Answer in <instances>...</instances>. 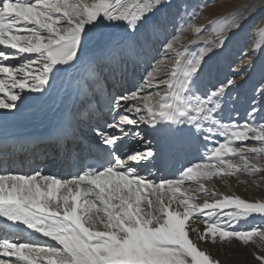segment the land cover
I'll return each mask as SVG.
<instances>
[{
  "label": "snow or ice",
  "instance_id": "snow-or-ice-1",
  "mask_svg": "<svg viewBox=\"0 0 264 264\" xmlns=\"http://www.w3.org/2000/svg\"><path fill=\"white\" fill-rule=\"evenodd\" d=\"M170 4L0 0V120L15 116L26 99L38 98L33 93L45 95L61 73L77 68L83 69L78 93L100 112L113 114L92 128L88 153L94 163L86 165L81 158L71 179L39 170L15 173L14 154L4 150L8 168L0 170V264H219L200 243L214 245L218 239L230 245L234 238L245 246L258 240L264 247V226L239 227L256 215L264 219V200L208 192L200 182L241 172L264 174V81L242 124L238 112L226 115L239 85L232 78L212 82L214 58L232 43L243 22L228 21L201 51L181 50L167 42L161 10ZM108 28L123 29L120 42L113 41ZM154 39L174 53L172 60L149 65L151 71L135 91L113 96L109 77L115 80L118 71L123 75L129 58L146 55ZM92 47L103 55L88 57ZM148 136L156 140V150ZM201 137L205 142L222 139L211 148L203 144L205 155L178 169V176L151 178V169L163 172L173 156L199 144ZM186 182H195V190L213 201L192 202L189 191L182 190ZM192 220H201L203 231L192 228ZM36 234L56 244L25 238ZM258 259L264 264V256Z\"/></svg>",
  "mask_w": 264,
  "mask_h": 264
},
{
  "label": "rangeland",
  "instance_id": "rangeland-1",
  "mask_svg": "<svg viewBox=\"0 0 264 264\" xmlns=\"http://www.w3.org/2000/svg\"><path fill=\"white\" fill-rule=\"evenodd\" d=\"M236 10L240 11V13L234 12V15L236 16L232 18L233 20L231 19V21L235 23L242 21L243 27L234 37L232 43H230L226 49L220 53L219 56L214 58L213 65L215 71L213 73V77L214 75L215 77L219 75L222 78L218 80L221 81L225 80L226 78H232L239 85V87L236 88L237 90L235 89L236 91L233 90V94L236 96V98L232 94L233 99L229 100L228 102L226 115H232L235 117L236 113L242 107L241 103L245 101L244 106L242 107L243 109L238 112L239 117H237V119H239L240 123L242 124L244 119L248 118L246 117L245 109L248 107L251 98L255 95L256 99L259 100L258 89L261 85V82L264 81V54L262 62L263 65L261 64L263 67L261 66L259 71L255 69V64L252 61L258 56L260 50H263L264 53V0H171L170 7L162 9L161 11L164 13L165 19L167 21V42H174V47L181 50H183L182 48L187 47L191 52H198L203 50L208 41L215 38H213L210 32L211 24L210 20H208L206 16H209L210 19H213L215 16L217 17V15L219 16L220 14H225L227 11L233 12ZM195 28H200L201 31L198 33L194 31ZM109 32L113 39H115L116 36L119 38L120 36H123V29L121 28H109ZM121 39L122 37L117 42H120ZM162 39L163 37L161 40ZM161 40L154 39L151 41L147 48V54H140L137 56L138 59L136 60L135 66L132 63L133 58L130 57L128 64L124 68L123 75L120 71L116 73V81L112 84V86L110 84L109 85L116 91L117 94L122 93L120 87H124L125 89L127 88L126 90L128 91H135L136 88L134 85L137 87L140 86L142 83V77L146 75V70L151 71V67H149V65L155 67L157 62L160 60H164L165 64H168L169 61L172 60L174 53L167 52L166 44L162 43ZM153 57H155V59H153ZM217 61L220 62V67H218V70H216ZM225 67L226 69L224 70ZM252 73L255 74L253 76L256 77L253 83L248 86L247 81L248 78L252 76ZM161 78H164L163 75ZM127 80L129 81L127 82ZM127 83L128 85H126ZM247 90L249 91L247 92ZM116 93L113 94L112 92L113 96L117 95ZM35 95L39 94L33 93V96ZM241 95L243 96V99L240 98ZM41 97L44 98V96ZM82 107L83 106L80 108L82 109ZM95 107L96 106L93 101L91 105H87L88 111L86 112L95 110ZM69 112L76 111L71 108ZM106 115L109 120L112 119V113L107 112ZM92 120L94 121V123L92 122L93 126H89L91 131L99 119L95 118ZM103 120L104 119L101 120V123H103ZM80 126H82L81 121ZM93 134L94 133L92 131V135ZM147 139L148 141H151L150 136H148ZM220 139L222 138H216L213 142H205L201 137V142L195 145L194 151L190 152V154L188 151L186 157L184 158H182L180 154L177 155V159L171 158L168 162V168L163 172L156 171L155 173L151 171V173H153L151 178L156 179L158 177L164 176L171 179L174 178V176H178V169H181L190 161L199 162V160L205 155L206 148L202 146L203 144H206L207 148H211L213 147V143H218ZM76 141L77 139L70 142V149L68 150L67 159L69 161L72 160V157L73 160L75 158V162H78L81 159L79 150L76 149ZM246 143H248L249 146H254V142ZM139 147L141 150H145L143 144H141ZM51 148V143H49L47 148L42 151L43 153L38 159L39 161L34 160L28 164L22 161H16L13 165H11V170L18 174H29L33 170H39L45 174L56 175L59 178L63 177L64 179H71L73 176V169L71 166H66V168H63V166H60L59 164H50L48 168L43 169V171L41 170L43 162L46 159L45 156L51 151ZM73 150L76 151V154L71 157ZM233 159L235 162H238L236 158ZM84 161H86V157L84 158ZM142 174L148 176L149 173L144 172ZM261 175L264 174L249 176L241 172L237 173L236 175H221L218 177L214 176L212 179L201 180L200 182L205 185L208 192H215L217 194L225 195H238L243 199L249 200L250 202H255L264 200V180L260 179ZM196 187L197 185L195 182H186L182 190L187 189L189 191V194L193 197L192 202L194 203L202 204L205 200L208 202L213 201L214 198L212 196H208L203 192L196 191ZM173 207L175 208L176 205L173 204ZM189 223L192 228L203 224L201 220H192ZM257 225L264 226V219L258 215H256V217L254 216L250 218L246 223H241L239 227L248 228ZM190 236L193 239L195 234L191 233ZM35 242L41 245L56 244L54 241L45 240H37ZM226 245L229 244L226 243ZM230 245L231 247L232 245L235 247H230L231 249L228 248L226 252L213 250L209 253L215 260L219 261V264H249L245 263L248 260L247 258L243 260L241 257H252V259L258 260V257L264 256V247L260 246L258 240L245 246L239 241L236 242V240L233 238ZM51 259H55V257H52Z\"/></svg>",
  "mask_w": 264,
  "mask_h": 264
},
{
  "label": "bare ground",
  "instance_id": "bare-ground-1",
  "mask_svg": "<svg viewBox=\"0 0 264 264\" xmlns=\"http://www.w3.org/2000/svg\"><path fill=\"white\" fill-rule=\"evenodd\" d=\"M89 2H91V0H89ZM231 12L232 11L230 12L227 11L225 14H220L219 16L217 15V17L215 16L213 19H210L209 16H206V18L210 20V24H211L210 32L213 38L215 37L216 32L220 27L225 26V24L228 21H231V19L236 16L234 15V12L240 13V11L238 10L233 11L232 13ZM106 31L108 33L111 32V31L109 32V28ZM121 37L123 36H120V38ZM120 38L116 36L115 39H113V41L117 42ZM263 54H264L263 50H260L258 56L257 57L254 56L255 58L252 60L255 64V69L257 71H259L260 67L263 65L262 64ZM98 55H103V54L100 53L95 47L90 48V50L87 52L88 57H94ZM131 57L135 61L138 59L137 55L135 54ZM219 64L220 62L217 61L216 70H218V67H220ZM225 69L226 67L224 68V70ZM253 75L255 74L252 73V76L248 78V81H247L248 86H250V84H252L253 81L255 80L256 76H253ZM82 76H83L82 68L69 69L66 73H61L55 80L54 87L49 92H47L45 95H43L44 98H42L41 96L40 98L39 95L33 96L32 94L33 97H38V98L26 99L24 104L20 106L19 111L16 113L15 116L9 117L7 120H0V170L8 168L7 164L3 163V160H4L3 153L5 149H8L10 152L14 154L13 159L15 160V162L22 161L28 164L29 162L33 160H38L41 157V154L43 153L42 151H44V149L47 148L49 143H51L52 148H51V151L46 154L45 156L46 159L43 162V166L41 170L43 171V169L48 168L50 164H59L60 166L62 165L64 168V165H66L67 163L66 161L67 151H68L67 146L70 144L71 141L74 140V138H76L75 135L72 136L73 134L72 127L77 126L81 128L82 134L85 137H87L89 140V138L92 136V131L89 128V126H93L92 122L94 123L92 119L97 118L99 119V122L101 123V120L104 119L107 113L106 112L107 109H104L103 112H100L95 104L96 107H95V110L93 111L86 112L85 108L83 111L81 110L80 107L83 105H82V99H79V96H83V95L79 94L77 91V82L81 79ZM221 78L222 77H220L219 75L216 77L214 75V77L212 78V82H215L216 80L221 79ZM115 81L116 80H113L111 77H109V84L111 86ZM128 81L129 80H127V82ZM110 85H109V90L113 92V94H115L116 91ZM126 85H128V83ZM120 89L122 92H124L126 91L127 88L125 89L124 87H120ZM248 91L249 90H247V92ZM233 96L235 95L233 94ZM240 98L243 99V96L241 95ZM83 101H86V100L84 99ZM244 102L245 101L241 103L242 107L244 106ZM242 107L241 109H243ZM71 108L76 109L75 110L76 112H69ZM241 109L238 112H240ZM80 121L82 123V126H80ZM142 127L144 126L142 125ZM80 134L78 135L80 136ZM150 140H151L150 142H151V146L153 150H156L158 147L156 140H154L151 136H150ZM85 142L86 141H84L82 137L81 138L79 137L78 141L76 142V145H77L76 149L79 150L80 156L82 157H86L87 155H89L88 153L89 144H86ZM194 148H195V145L190 147L186 152L181 153L180 155L182 156V158H184L186 157L187 152L189 151V154H190V152L195 150ZM72 154L75 155L76 151L73 150ZM176 157L177 155L173 156L172 158H176ZM84 163L86 164L87 162H84ZM68 164L69 165L71 164V167L74 170L73 174L76 171H79V168L75 165L74 160H72L71 162L69 161ZM151 171L156 173L155 168L154 170L151 169ZM195 228L199 229L200 231H203L204 225L201 224V225L196 226ZM25 238H31L34 241H37V240L51 241L50 238L43 237L39 234L31 235L30 237L25 236ZM193 239L196 240V235L194 236ZM199 247L207 250L208 252H211L213 250H217V251L220 250L222 252H226V250L230 248L231 245H226V243L222 244L217 239V242L214 245L210 243H200ZM234 247L235 246L232 245L231 248H234ZM241 258H243V260H245L246 258L248 259L245 263L260 264L259 259L254 260L252 259V257H241ZM45 264H46V261H45Z\"/></svg>",
  "mask_w": 264,
  "mask_h": 264
}]
</instances>
